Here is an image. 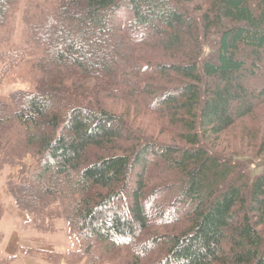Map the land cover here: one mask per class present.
Wrapping results in <instances>:
<instances>
[{"label":"trees","instance_id":"trees-1","mask_svg":"<svg viewBox=\"0 0 264 264\" xmlns=\"http://www.w3.org/2000/svg\"><path fill=\"white\" fill-rule=\"evenodd\" d=\"M56 1L30 27L35 91L0 97V177L38 160L5 182L14 212L61 220L81 245L66 264H264V176L213 148L264 106V0ZM2 58L0 84L26 61ZM116 101L182 145L144 138Z\"/></svg>","mask_w":264,"mask_h":264},{"label":"rangeland","instance_id":"rangeland-1","mask_svg":"<svg viewBox=\"0 0 264 264\" xmlns=\"http://www.w3.org/2000/svg\"><path fill=\"white\" fill-rule=\"evenodd\" d=\"M56 0H15V3L7 13L5 21L0 24V72L4 69L3 58L5 54L21 50L26 61L12 69L0 84V97L4 100L15 92H34L39 79V73L34 69L40 53L35 49V43L31 40L30 27L37 18L48 16L56 7ZM114 112L124 115L132 128L138 131L144 138H153L159 142L182 145L172 136V128L163 122L157 115L145 111L141 107H133L129 103H111ZM247 132V134H246ZM264 134V106L255 112L253 117L237 123L234 128L223 134L213 147L224 158L231 159L241 166L247 176L254 179L264 176V147L261 136ZM262 152V153H261ZM37 162L33 156L23 157L21 166L5 168L0 177V200L4 208L3 219L0 222V258H5V245L13 233L18 234L19 240L14 246L19 247L17 260L10 264H17L20 260H36L37 264H51L57 262L66 264L60 256H68L71 252L81 250L80 243L67 231L61 220L51 221L56 232L40 231L33 223L28 224L31 218L14 212L11 199L5 188V182L16 177H28L37 168ZM19 165V164H18ZM51 211L57 213L55 207ZM167 231V230H166ZM157 232H163L161 229ZM29 251L31 256L24 254ZM15 256V255H14ZM82 259L77 264H85ZM56 263V264H57ZM123 264L125 257L123 254Z\"/></svg>","mask_w":264,"mask_h":264},{"label":"crops","instance_id":"crops-1","mask_svg":"<svg viewBox=\"0 0 264 264\" xmlns=\"http://www.w3.org/2000/svg\"><path fill=\"white\" fill-rule=\"evenodd\" d=\"M2 219H3V217H2ZM18 237L19 236H18L17 233H13L10 236L8 243L4 247L5 250H3L5 255H6V257L17 255V253L19 252V247L18 246H14V244H16L17 241L19 240ZM17 264H37V261L36 260H24V259H22Z\"/></svg>","mask_w":264,"mask_h":264}]
</instances>
